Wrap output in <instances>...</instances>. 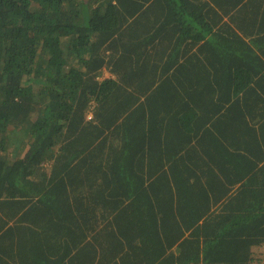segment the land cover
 <instances>
[{
    "label": "trees",
    "instance_id": "obj_1",
    "mask_svg": "<svg viewBox=\"0 0 264 264\" xmlns=\"http://www.w3.org/2000/svg\"><path fill=\"white\" fill-rule=\"evenodd\" d=\"M146 1L0 0V264H246L264 245L246 182L264 62L213 7Z\"/></svg>",
    "mask_w": 264,
    "mask_h": 264
},
{
    "label": "crops",
    "instance_id": "obj_2",
    "mask_svg": "<svg viewBox=\"0 0 264 264\" xmlns=\"http://www.w3.org/2000/svg\"><path fill=\"white\" fill-rule=\"evenodd\" d=\"M152 2H159L160 4L173 5V9L180 12H185L184 19L186 21H190V14L188 12L193 13L195 10H200L201 6L208 5L213 7L217 12V18H219V23L223 29L231 30L233 36H241L247 42H249V46L252 47L253 52L259 54L262 58L261 61L264 62V0H224L222 5L226 8H229L227 14H225L216 2V0H147L146 4L149 6ZM149 14L150 15L158 14L160 8L156 6L153 8ZM188 11V12H187ZM172 15H177L175 12ZM219 16V17H218ZM174 18V17H173ZM198 30H201L200 28ZM230 33V32H229ZM110 75L105 77H114L116 75L111 71ZM102 77V78H105ZM248 111V110H247ZM251 113L247 114V120L249 122V126L252 127L250 134H246V139L251 148H256L257 155L254 163L256 168L254 171H251L252 174L246 176V182H249L252 177L257 174V179L254 181H263L264 184V142L262 137L264 136V109L256 110L251 115ZM256 141V142H255ZM263 152H260L262 151ZM253 154V153H252ZM255 155V154H254ZM249 177V178H248ZM261 196H264V186L261 191L258 192ZM246 198H249L246 194ZM181 241V240H179ZM167 254L170 252L174 254L179 253V242L174 244L172 248H167ZM48 255H44L42 258L40 257H32L31 255H26L24 258H10L11 260H7V264H64L67 260L68 256L64 258V261L60 260L62 257H51L49 260H45L44 257ZM246 264H264V245L260 247H253V251L251 253H246Z\"/></svg>",
    "mask_w": 264,
    "mask_h": 264
},
{
    "label": "rangeland",
    "instance_id": "obj_3",
    "mask_svg": "<svg viewBox=\"0 0 264 264\" xmlns=\"http://www.w3.org/2000/svg\"><path fill=\"white\" fill-rule=\"evenodd\" d=\"M110 70L104 69L103 73L100 75V78L110 75Z\"/></svg>",
    "mask_w": 264,
    "mask_h": 264
}]
</instances>
